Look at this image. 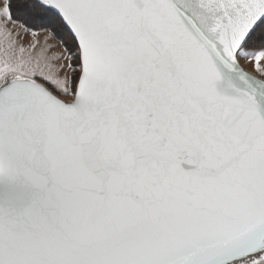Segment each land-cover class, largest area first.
I'll return each instance as SVG.
<instances>
[{"label":"snow or ice","instance_id":"6c2138e0","mask_svg":"<svg viewBox=\"0 0 264 264\" xmlns=\"http://www.w3.org/2000/svg\"><path fill=\"white\" fill-rule=\"evenodd\" d=\"M0 264H264V0H0Z\"/></svg>","mask_w":264,"mask_h":264}]
</instances>
